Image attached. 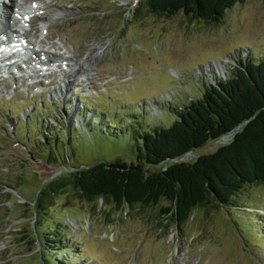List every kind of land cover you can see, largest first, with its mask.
<instances>
[{
	"label": "rangeland",
	"instance_id": "374dc122",
	"mask_svg": "<svg viewBox=\"0 0 264 264\" xmlns=\"http://www.w3.org/2000/svg\"><path fill=\"white\" fill-rule=\"evenodd\" d=\"M3 1L0 31L8 25L3 10L14 5ZM35 1L44 10L29 23L32 46L39 47L44 31L45 51L73 59H61L75 65L67 67L68 76L83 62L90 67L70 76L74 81L62 91L69 82L66 66L51 79L34 78L35 84L0 80V264H264V183L246 186L231 205L198 208L179 228L171 221L160 226L166 200L152 208L95 212L71 186L53 196L43 220L36 222L29 207L46 180L101 161H134V134L169 127L174 114L168 108L226 79L239 59L264 58V1L237 3L215 23L182 11L153 13L142 9L145 0L29 5ZM98 49L97 60L89 62ZM230 139L209 142L188 157ZM53 228L56 250L48 249L44 259L39 250L49 247L44 234Z\"/></svg>",
	"mask_w": 264,
	"mask_h": 264
},
{
	"label": "trees",
	"instance_id": "16d2710c",
	"mask_svg": "<svg viewBox=\"0 0 264 264\" xmlns=\"http://www.w3.org/2000/svg\"><path fill=\"white\" fill-rule=\"evenodd\" d=\"M244 1L145 0L142 9L146 6L165 15L182 11L215 23ZM140 12L141 6L136 15ZM169 111L174 114L169 127L159 125L152 131L137 132L138 137L134 134L138 152L134 161H101L46 180L36 200L30 202L32 218L36 222L46 218L53 196L71 186L94 205L95 212L107 206L123 211L136 206L152 208L166 200L169 205L161 207L165 218L159 220L160 226L171 221L179 228L198 208L231 205L243 188L264 183V58L239 59L226 79L211 81L200 96ZM227 135L231 136L229 142L189 159L190 153ZM36 230L41 240L42 232ZM57 234L54 228L45 232L49 247L45 249L43 242L44 248L39 250L44 259L50 255L48 249L56 250Z\"/></svg>",
	"mask_w": 264,
	"mask_h": 264
},
{
	"label": "bare ground",
	"instance_id": "6f19581e",
	"mask_svg": "<svg viewBox=\"0 0 264 264\" xmlns=\"http://www.w3.org/2000/svg\"><path fill=\"white\" fill-rule=\"evenodd\" d=\"M13 1V3H14V6H17L18 5V0H12ZM8 8V7H7ZM6 7H5V9H7ZM4 12H3V15L2 16H4V18L5 19H7L8 20V25H7V30H9V31H13V32H15V33H20V30L17 28V24H14L13 23V21L15 20V18H14V16H13V10L10 8V10H3ZM5 13V14H4ZM18 18V17H17ZM17 23H19V25H20V27H23L22 26V24H24V23H22L21 22V20L18 18L17 19ZM47 22H45V24H46ZM25 26H26V24H24ZM27 27V26H26ZM23 28H25V27H23ZM29 32V29H27V28H25V32H23V33H21V36H25L26 38H29L30 37V34L28 33ZM41 35H42V38L39 40V47L37 48V49H35V53H37V52H40L41 53V55H48V58L49 59H52V58H54V57H60V58H62L61 56H59L58 54H55V53H53V52H48V51H45L43 48H42V43L45 41V39L47 38L46 37V35L44 34V31H42V33H41ZM101 52V49H98L95 53H90L89 55H90V58L88 59V61L89 62H92V61H96L97 60V58H98V56H99V53ZM65 60H71L69 57H65ZM84 63V62H83ZM82 63V64H83ZM82 64H80V66L82 65ZM80 66H79V68H80ZM86 67V68H85ZM89 64L88 63H84V65H83V68H82V70H84V71H89ZM32 70V69H31ZM32 72H34V73H37V71H35V70H32ZM39 73V72H38ZM70 76H76V72L75 73H72V74H70L69 76H68V79H69V77ZM74 77H72L71 79H69L68 81V83L69 84H71L70 82L71 81H74ZM68 83H65V85H61V87H60V91H62L64 88H68ZM73 83V82H72Z\"/></svg>",
	"mask_w": 264,
	"mask_h": 264
},
{
	"label": "water",
	"instance_id": "95a60500",
	"mask_svg": "<svg viewBox=\"0 0 264 264\" xmlns=\"http://www.w3.org/2000/svg\"><path fill=\"white\" fill-rule=\"evenodd\" d=\"M224 68H225V67L223 66V68H222V70H221V71H223V70H224ZM223 72H224V71H223ZM233 133H234V131H233V132H231V134H233Z\"/></svg>",
	"mask_w": 264,
	"mask_h": 264
}]
</instances>
